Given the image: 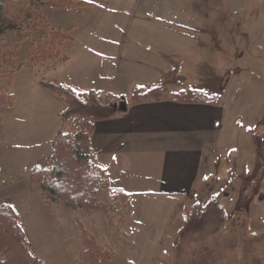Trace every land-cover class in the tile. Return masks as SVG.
I'll return each mask as SVG.
<instances>
[{
    "label": "rangeland",
    "instance_id": "rangeland-1",
    "mask_svg": "<svg viewBox=\"0 0 264 264\" xmlns=\"http://www.w3.org/2000/svg\"><path fill=\"white\" fill-rule=\"evenodd\" d=\"M46 1L47 4L34 8L32 16L21 18L18 28L0 36L4 52L13 55V67L5 69L6 74L0 79V89L11 102L16 96L25 97L28 90L29 96H38L36 89H42L43 79L78 81L80 25L99 9L132 8L130 0H87L95 2L94 6L80 4L79 0ZM144 1L146 7L153 6L152 0ZM187 1L162 0L155 4L164 11V16L177 12L167 19L199 27L218 26L228 39L225 47L194 48L200 54L195 56H199V64L188 66V70L193 67L190 78L193 74L194 79L201 76L203 80L209 75L212 90L226 87L228 98L233 100L240 94L242 104L252 105L261 118L264 0H193L192 13L185 8L190 3ZM123 17L126 23L132 18L126 14ZM246 35L250 40H246ZM55 53L58 54L55 59H46ZM115 74H109L111 83L116 81ZM170 85L171 82L161 88L165 92L178 91ZM102 99L111 105L121 101L112 97ZM12 105L8 103L1 109L0 204L13 205L31 244L30 252L45 264H81L85 237L93 238L99 248L110 253V258L102 264H264V132L261 128L242 129L243 149L245 152L249 149L253 161L244 157L231 159L233 154H228L230 158L225 163L229 171H210L209 177L206 171H201L204 182L200 181L186 197L173 200L134 197L130 206L120 199L114 212L85 211L70 209L61 199L43 196L31 184L29 168L12 159L11 136L2 126ZM66 123L63 132L69 129V122ZM256 130L259 132L255 136ZM217 162L218 159L212 160L211 166ZM212 199L225 210L223 223L219 226L208 223L196 231L183 230L185 219L200 212Z\"/></svg>",
    "mask_w": 264,
    "mask_h": 264
},
{
    "label": "crops",
    "instance_id": "crops-1",
    "mask_svg": "<svg viewBox=\"0 0 264 264\" xmlns=\"http://www.w3.org/2000/svg\"><path fill=\"white\" fill-rule=\"evenodd\" d=\"M158 1L162 0H152L153 6L148 8L144 0H130L131 9L93 13L78 29V81L58 80L77 92L94 90L103 98L125 99L126 108H117L111 117L95 122L91 159L106 170L114 187L127 191L132 199L188 196L204 182L201 171L208 177L210 171H229L228 154H233L231 159L253 161L249 149H243L242 129L261 128L264 132V114L260 118L252 105H243L240 94L233 100L226 87L212 90L209 75L203 80L201 76L194 79L193 74L190 78L193 67L188 70V66L199 64L196 46L227 45L221 28L167 19L177 12L164 16L155 4ZM188 1L185 8L192 13L193 0ZM123 14L132 17L128 23ZM245 37L250 40L249 35ZM112 72L116 73L114 83L110 82ZM170 82L177 92L194 89L216 96L218 101L136 100L132 94L136 87H164ZM30 92L13 99L2 123L11 136L12 159L29 168V179L47 166L56 137L67 126L61 116L66 107L61 96L43 87L36 89L35 98ZM214 159L218 162L211 166Z\"/></svg>",
    "mask_w": 264,
    "mask_h": 264
},
{
    "label": "trees",
    "instance_id": "trees-1",
    "mask_svg": "<svg viewBox=\"0 0 264 264\" xmlns=\"http://www.w3.org/2000/svg\"><path fill=\"white\" fill-rule=\"evenodd\" d=\"M63 1L65 0H61V3ZM46 2L0 0V36L8 30L18 28L21 18L32 16L34 8L47 4ZM12 56L11 52H4V47L0 44V79L6 74L5 69L13 67ZM57 56V53L51 54L46 56V59H55ZM40 83L43 88L64 98L66 107L61 116L69 122V129L57 135L47 166L31 175V184L46 198L63 200L70 209H104L109 213L116 210L120 199L125 201L126 206H130V194L114 187L106 170L91 159V138L95 122L111 117L115 112L113 105L102 99L94 90L77 92L58 81L44 79ZM142 90L145 92H140ZM136 96L139 97L138 100L172 97L190 102L218 101L216 96L202 91L188 89L181 92H165L160 86L149 89L136 87L134 97ZM10 102L8 94L0 89V121L1 109L8 103L12 105L13 100ZM224 218L223 206L212 199L200 212L185 219L183 230H200L208 223H216L219 226ZM84 246L81 264H102L104 259L110 258V253L99 248L91 237L84 238ZM0 264H45L30 252L29 242L20 224V216L8 203L0 204Z\"/></svg>",
    "mask_w": 264,
    "mask_h": 264
},
{
    "label": "water",
    "instance_id": "water-1",
    "mask_svg": "<svg viewBox=\"0 0 264 264\" xmlns=\"http://www.w3.org/2000/svg\"><path fill=\"white\" fill-rule=\"evenodd\" d=\"M121 104H118L117 102L113 105L114 109L117 108H126V103H125V99H121V101L119 102Z\"/></svg>",
    "mask_w": 264,
    "mask_h": 264
},
{
    "label": "built area",
    "instance_id": "built-area-1",
    "mask_svg": "<svg viewBox=\"0 0 264 264\" xmlns=\"http://www.w3.org/2000/svg\"><path fill=\"white\" fill-rule=\"evenodd\" d=\"M119 102H120V101H117L118 104H120Z\"/></svg>",
    "mask_w": 264,
    "mask_h": 264
}]
</instances>
